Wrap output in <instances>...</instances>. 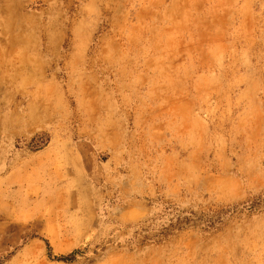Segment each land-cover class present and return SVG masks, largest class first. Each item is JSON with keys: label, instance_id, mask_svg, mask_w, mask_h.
Segmentation results:
<instances>
[{"label": "rangeland", "instance_id": "1", "mask_svg": "<svg viewBox=\"0 0 264 264\" xmlns=\"http://www.w3.org/2000/svg\"><path fill=\"white\" fill-rule=\"evenodd\" d=\"M0 264H264V0H0Z\"/></svg>", "mask_w": 264, "mask_h": 264}]
</instances>
